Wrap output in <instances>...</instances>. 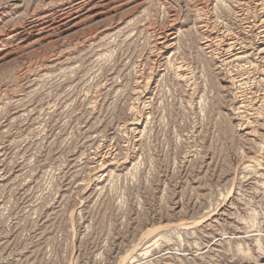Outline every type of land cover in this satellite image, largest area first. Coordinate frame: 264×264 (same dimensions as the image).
Wrapping results in <instances>:
<instances>
[{
  "label": "rangeland",
  "instance_id": "rangeland-1",
  "mask_svg": "<svg viewBox=\"0 0 264 264\" xmlns=\"http://www.w3.org/2000/svg\"><path fill=\"white\" fill-rule=\"evenodd\" d=\"M0 264H264V0H0Z\"/></svg>",
  "mask_w": 264,
  "mask_h": 264
},
{
  "label": "bare ground",
  "instance_id": "bare-ground-1",
  "mask_svg": "<svg viewBox=\"0 0 264 264\" xmlns=\"http://www.w3.org/2000/svg\"><path fill=\"white\" fill-rule=\"evenodd\" d=\"M258 24V23H257ZM232 42V41H231ZM250 73V72H249ZM248 78V77H247ZM246 80V79H245ZM138 82V81H137ZM140 107V106H139ZM195 225V224H194Z\"/></svg>",
  "mask_w": 264,
  "mask_h": 264
}]
</instances>
